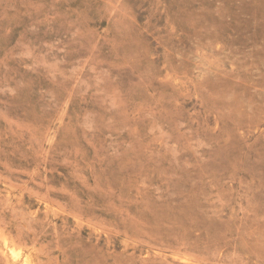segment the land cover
Instances as JSON below:
<instances>
[{"label":"rangeland","instance_id":"374dc122","mask_svg":"<svg viewBox=\"0 0 264 264\" xmlns=\"http://www.w3.org/2000/svg\"><path fill=\"white\" fill-rule=\"evenodd\" d=\"M0 264H264V0H0Z\"/></svg>","mask_w":264,"mask_h":264}]
</instances>
